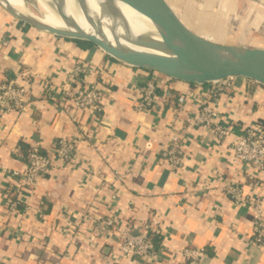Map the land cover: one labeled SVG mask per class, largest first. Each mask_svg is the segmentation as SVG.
Listing matches in <instances>:
<instances>
[{"label":"crops","instance_id":"0c3cea01","mask_svg":"<svg viewBox=\"0 0 264 264\" xmlns=\"http://www.w3.org/2000/svg\"><path fill=\"white\" fill-rule=\"evenodd\" d=\"M77 64L93 69L87 81L102 90L104 110L98 116L70 112L69 101L62 98ZM19 72L29 74L27 109L0 118L4 264H129L110 262L115 233L94 245L85 243L98 217L113 214L119 215L120 225L130 222L137 231L153 218L160 221L162 233L155 236V244L161 248L165 242L168 248L153 264H181L184 260L176 252L186 247L207 250L201 264H264V249L247 242L251 210L220 188L225 182L242 181L244 193L252 191L247 177L251 166L239 170L229 160L236 135L255 122L264 125V86L234 77L230 85L210 92L209 83H188L133 67L96 46L83 48L76 40L37 29L0 4V81L14 80ZM149 80L158 82L159 98L152 109L137 111L139 87ZM181 95L186 96L182 106ZM201 102H210L218 122L230 127L222 140L209 128L190 125ZM173 137L184 151L178 170L161 157ZM61 138L79 140L73 165L56 156ZM35 142L53 165L29 195L20 192L18 180L8 173L25 167ZM11 188L30 205L13 218L5 205ZM256 193L264 205V183Z\"/></svg>","mask_w":264,"mask_h":264},{"label":"built area","instance_id":"2783aa9c","mask_svg":"<svg viewBox=\"0 0 264 264\" xmlns=\"http://www.w3.org/2000/svg\"><path fill=\"white\" fill-rule=\"evenodd\" d=\"M90 67L77 64L72 71L67 86L62 88V98L69 101V110L87 112L89 115L98 116L104 110L103 93L97 84L89 83L88 76L92 73ZM28 72H19L14 80L0 81V118H5L12 112L22 113L26 111L29 104V78ZM229 77L221 81L209 83L210 92L217 90L216 86L230 85ZM70 83V84H69ZM159 84L156 80H149L139 87V95L135 103L137 111H148L152 109L159 96L157 89ZM217 95V94H214ZM180 106L186 101V96L181 95L178 99ZM218 113L210 102H201L197 115L189 119L193 127H205L213 131L215 138L222 140L230 132L229 126L220 124L217 120ZM74 121L77 117H73ZM77 139L61 138L56 143V156L62 162L73 165L78 155ZM232 153H230V164L232 167L242 170L250 165L252 171L248 172L250 194L244 193V182H225L220 187L238 205H246L252 212L253 227L248 244L256 245L264 249V205L262 198L256 193V189L264 183V125L255 122L236 135ZM161 157L172 170H178L184 159L183 145L178 137H173L171 142L162 148ZM52 157L44 153L38 142L31 145L28 150L27 161L22 170H11L9 177L18 180V188L31 195L39 181L51 170ZM89 177H93L90 174ZM88 177V178H89ZM87 183L83 181V184ZM99 189L96 188L95 191ZM255 193V194H254ZM12 188L7 192L6 209L9 218L29 210L27 201L15 196ZM94 200H97L96 198ZM159 220L152 219V223L146 222L140 231H137L130 222L119 224V215L113 214L107 217H98L95 223V231L85 241L86 244L94 245L99 238L109 237L111 233L117 236L114 249L108 255L110 262L118 263L126 260L129 264H153L161 261V256L168 247L163 243L162 247L156 246L154 236L160 235ZM72 237V236H71ZM184 262L181 264H201L206 257L205 248L186 247L178 252ZM0 264H4L0 259Z\"/></svg>","mask_w":264,"mask_h":264},{"label":"water","instance_id":"95a60500","mask_svg":"<svg viewBox=\"0 0 264 264\" xmlns=\"http://www.w3.org/2000/svg\"><path fill=\"white\" fill-rule=\"evenodd\" d=\"M135 8L157 15L152 18L160 40L141 43L163 53L126 50L95 35L42 25L0 4L18 20L53 35L92 42L110 57L133 67L156 71L172 79L203 85L229 77H243L264 86V48L225 45L193 31L167 0H121Z\"/></svg>","mask_w":264,"mask_h":264},{"label":"rangeland","instance_id":"374dc122","mask_svg":"<svg viewBox=\"0 0 264 264\" xmlns=\"http://www.w3.org/2000/svg\"><path fill=\"white\" fill-rule=\"evenodd\" d=\"M23 4V0H20ZM181 19L200 35L225 45L264 48V0H167ZM39 14L37 0H26ZM54 16L99 25L107 22L75 0H44ZM98 48V47H97Z\"/></svg>","mask_w":264,"mask_h":264},{"label":"bare ground","instance_id":"6f19581e","mask_svg":"<svg viewBox=\"0 0 264 264\" xmlns=\"http://www.w3.org/2000/svg\"><path fill=\"white\" fill-rule=\"evenodd\" d=\"M14 11L26 16L42 25L77 32L82 35H95L108 40L111 44L121 49L144 52L170 53L158 51L146 44L141 39L160 40L159 35L152 23V18L157 15L135 8L121 0H75L80 5L99 14L106 25H99L85 21H74L66 17L51 15L44 4V0H37L41 9L36 14L30 9L26 0L24 4L20 0H3Z\"/></svg>","mask_w":264,"mask_h":264},{"label":"trees","instance_id":"16d2710c","mask_svg":"<svg viewBox=\"0 0 264 264\" xmlns=\"http://www.w3.org/2000/svg\"><path fill=\"white\" fill-rule=\"evenodd\" d=\"M77 43L82 46L83 48H89V47H92V46H95L92 42H88V41H81V40H76ZM155 238V236H154ZM155 241V239H154Z\"/></svg>","mask_w":264,"mask_h":264}]
</instances>
